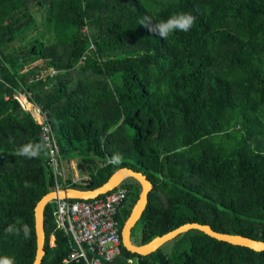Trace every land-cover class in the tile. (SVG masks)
Here are the masks:
<instances>
[{
    "label": "trees",
    "instance_id": "trees-1",
    "mask_svg": "<svg viewBox=\"0 0 264 264\" xmlns=\"http://www.w3.org/2000/svg\"><path fill=\"white\" fill-rule=\"evenodd\" d=\"M180 12L194 25L166 39L139 23ZM40 25L52 39L31 35ZM19 92L47 112L62 155H79L89 177L70 187L94 190L121 168L152 184L139 244L187 222L264 241V0H0V256L32 264L35 206L55 182L47 155H17L42 139ZM131 181L121 225L141 189ZM54 210L45 207L40 264H86L63 262L70 242ZM9 224H27L30 238L5 234ZM172 240L170 253L123 246L107 264H264V251L196 229Z\"/></svg>",
    "mask_w": 264,
    "mask_h": 264
},
{
    "label": "built area",
    "instance_id": "built-area-1",
    "mask_svg": "<svg viewBox=\"0 0 264 264\" xmlns=\"http://www.w3.org/2000/svg\"><path fill=\"white\" fill-rule=\"evenodd\" d=\"M96 50L91 42L89 48L81 56L80 62L86 61ZM57 71L48 75H36L35 81L47 82ZM18 99L24 108L30 111L36 121L41 124V134L48 145L46 163L54 179L53 190L70 187L83 178L67 177L64 169V158L53 124L47 118L42 106L32 102L33 94L19 92ZM30 106H32L30 108ZM109 162V160H108ZM128 190L120 185L112 189L104 197L95 199L59 198L55 202L54 215L57 228L69 237L70 252L63 262L83 261L86 264H107L121 256L123 241L119 215L126 208ZM54 238L55 236L52 235ZM55 246V244H54ZM53 247V246H52ZM127 264H132L130 259Z\"/></svg>",
    "mask_w": 264,
    "mask_h": 264
},
{
    "label": "water",
    "instance_id": "water-1",
    "mask_svg": "<svg viewBox=\"0 0 264 264\" xmlns=\"http://www.w3.org/2000/svg\"><path fill=\"white\" fill-rule=\"evenodd\" d=\"M127 179L135 180L140 186V193L133 204L129 215L125 219L121 228V238L123 246L132 254L140 256H147L163 246L166 242L174 239L177 235L186 233L190 230L196 229L206 234L236 246L250 248L254 251H264V241L253 239L242 234H233L226 232L216 231L209 224L187 222L183 223L176 228L168 231L162 235L154 237L147 243L137 244L132 240L131 230L135 226L137 220L140 218L146 204L148 192L152 189V184L147 178L139 172H135L128 168H121L115 171L108 181L101 187L94 190L81 189L76 187H65L59 190H52L45 194L35 206V232H36V251L32 264H40L43 256L45 255L44 244L46 241L45 233V207L49 202L59 198H81V199H95L99 196L105 195L112 189L122 184Z\"/></svg>",
    "mask_w": 264,
    "mask_h": 264
},
{
    "label": "clouds",
    "instance_id": "clouds-1",
    "mask_svg": "<svg viewBox=\"0 0 264 264\" xmlns=\"http://www.w3.org/2000/svg\"><path fill=\"white\" fill-rule=\"evenodd\" d=\"M196 17L188 12H180L171 15L166 20H161L159 22H153L151 16H144L139 23L141 26L146 28L150 32H155L161 38H167L170 34L177 31L188 32L194 25ZM42 154L49 155L48 145L45 139H41L39 143H26L23 144L18 150L17 155L26 157L29 159L39 158ZM109 163L113 165H119L121 163V157L119 155H114L109 159ZM28 182L25 181V187H28ZM19 223V222H17ZM5 234L19 235L21 232L25 239L30 238L31 229L27 224L17 227L16 224H9L4 229ZM0 264H15V260L10 256H0Z\"/></svg>",
    "mask_w": 264,
    "mask_h": 264
},
{
    "label": "rangeland",
    "instance_id": "rangeland-1",
    "mask_svg": "<svg viewBox=\"0 0 264 264\" xmlns=\"http://www.w3.org/2000/svg\"><path fill=\"white\" fill-rule=\"evenodd\" d=\"M52 34L53 32H48V28L45 25H40V27L32 32V36L37 35L38 37L42 38V39H47L51 38L52 39ZM28 38L24 39L25 42ZM24 42V41H23ZM23 42H19L17 45L18 47H20V45ZM32 106H30L31 108ZM64 158V169H65V173L68 174H73V168L72 165L75 166V168L78 170L79 175H81L82 173H80L79 171L83 172L86 171L85 167H83V164L80 160L79 155L75 154V153H71V152H67L65 155H63ZM97 162H99V159H96ZM85 182V181H83ZM124 183H129L131 184L132 181L131 179H127ZM123 184V183H122ZM126 208H128V202L126 204ZM141 225L140 223H137L131 230V235L132 236V240L134 243L139 244L140 243V235H141ZM55 244V238L53 236L50 237V246H54ZM163 251L166 253H170L174 250V242L173 240H170L168 242H166L164 244V246L162 247Z\"/></svg>",
    "mask_w": 264,
    "mask_h": 264
},
{
    "label": "crops",
    "instance_id": "crops-1",
    "mask_svg": "<svg viewBox=\"0 0 264 264\" xmlns=\"http://www.w3.org/2000/svg\"><path fill=\"white\" fill-rule=\"evenodd\" d=\"M72 168H73V174H68L67 175V177H75V178H77V177H80V178H83L80 182H78V183H82L83 182V180H86V179H88V177H89V175H88V173L86 172V171H83V172H81V171H79L80 173H82L81 175H79V173H78V170L75 168V166L74 165H72Z\"/></svg>",
    "mask_w": 264,
    "mask_h": 264
}]
</instances>
